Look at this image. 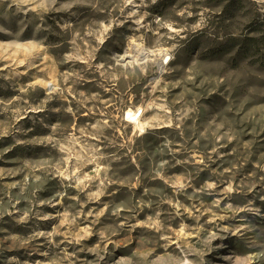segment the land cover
Masks as SVG:
<instances>
[{
	"label": "rangeland",
	"instance_id": "1",
	"mask_svg": "<svg viewBox=\"0 0 264 264\" xmlns=\"http://www.w3.org/2000/svg\"><path fill=\"white\" fill-rule=\"evenodd\" d=\"M0 264H264V0H0Z\"/></svg>",
	"mask_w": 264,
	"mask_h": 264
},
{
	"label": "bare ground",
	"instance_id": "2",
	"mask_svg": "<svg viewBox=\"0 0 264 264\" xmlns=\"http://www.w3.org/2000/svg\"><path fill=\"white\" fill-rule=\"evenodd\" d=\"M127 56H133V57H141V58H145L146 57V53L143 49L141 48H137L135 50V54L132 55V54H128V55H125V57ZM165 60V58L163 59V61ZM168 58H166V62H167ZM144 111V108L143 107H137L136 109H133V108H130L127 110L126 112V119L130 122V123H133L134 126L140 130V131H143L144 128H145V123L140 121V117L142 115Z\"/></svg>",
	"mask_w": 264,
	"mask_h": 264
},
{
	"label": "trees",
	"instance_id": "3",
	"mask_svg": "<svg viewBox=\"0 0 264 264\" xmlns=\"http://www.w3.org/2000/svg\"><path fill=\"white\" fill-rule=\"evenodd\" d=\"M235 39H231L230 41H234ZM255 40L252 39V38H249V39H244V42H243V48L246 50V52H248L253 46H254V42Z\"/></svg>",
	"mask_w": 264,
	"mask_h": 264
}]
</instances>
